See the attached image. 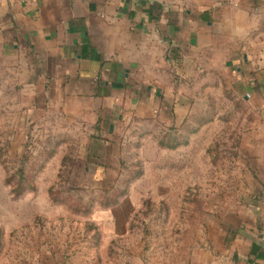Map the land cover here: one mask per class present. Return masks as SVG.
<instances>
[{"label":"rangeland","instance_id":"rangeland-1","mask_svg":"<svg viewBox=\"0 0 264 264\" xmlns=\"http://www.w3.org/2000/svg\"><path fill=\"white\" fill-rule=\"evenodd\" d=\"M213 42L186 78L175 70L168 107L110 132L80 105L23 104L20 87L0 99V264L234 256L264 212V87L241 86L229 59L242 49Z\"/></svg>","mask_w":264,"mask_h":264},{"label":"crops","instance_id":"crops-1","mask_svg":"<svg viewBox=\"0 0 264 264\" xmlns=\"http://www.w3.org/2000/svg\"><path fill=\"white\" fill-rule=\"evenodd\" d=\"M192 1L0 0V99L13 103L20 87L23 104L80 105L110 132L111 121L168 107L175 70L190 75L214 40L242 49L229 59L241 86L264 87V0ZM238 236L236 255L207 263L264 264V212L240 247Z\"/></svg>","mask_w":264,"mask_h":264},{"label":"trees","instance_id":"trees-1","mask_svg":"<svg viewBox=\"0 0 264 264\" xmlns=\"http://www.w3.org/2000/svg\"><path fill=\"white\" fill-rule=\"evenodd\" d=\"M252 251H255V250H253V246H252ZM252 254H253V252H252Z\"/></svg>","mask_w":264,"mask_h":264}]
</instances>
